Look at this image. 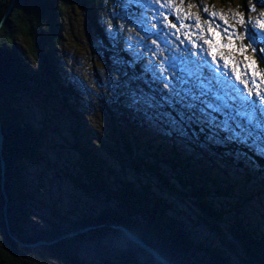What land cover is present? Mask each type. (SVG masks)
<instances>
[{"label": "trees", "instance_id": "obj_1", "mask_svg": "<svg viewBox=\"0 0 264 264\" xmlns=\"http://www.w3.org/2000/svg\"><path fill=\"white\" fill-rule=\"evenodd\" d=\"M120 2L139 10L132 0H0V264H89L84 254L100 264H162L116 225L170 264H264V90L236 95L220 76L231 137L222 146L165 136L131 101L152 34L126 55V36L105 30L104 14L114 24ZM76 10L79 38L105 63L116 52L118 74L67 69L62 50ZM261 41L254 54L264 76ZM50 153L96 204L66 207L32 184L29 165L54 167ZM39 207L47 210L35 223Z\"/></svg>", "mask_w": 264, "mask_h": 264}, {"label": "rangeland", "instance_id": "obj_2", "mask_svg": "<svg viewBox=\"0 0 264 264\" xmlns=\"http://www.w3.org/2000/svg\"><path fill=\"white\" fill-rule=\"evenodd\" d=\"M132 1L133 3L131 4L137 6L139 10L135 11L131 9L129 3L120 2L122 4L116 5L117 8H113L111 10L113 17L115 18L114 24H111V18H108L107 15L104 14V19L110 23V27H105V30L109 31V33L114 37L116 35H120V37H123L124 35L126 36L125 38H121L123 39V50L129 46L132 49H137L138 47L142 48V44L145 43L148 36L152 34L149 42L151 43L153 40L158 42L160 49H156V46L152 43L151 44L155 47V51H164L165 55L168 57L167 64L170 69L173 63L179 61L180 55L184 51L190 50V45L185 42L184 47H178L175 42V36L172 35L175 30L170 27H166L168 22L171 21V23H175L177 28H179L181 23L192 26L187 29H180V33L181 36H183L185 31L190 32L192 38L196 39L198 44H202L203 39H212V37L208 35L207 30L209 27H215L218 24L220 27L217 31L220 33L222 44H226V34L223 32L226 25L224 21L221 20V16H223L224 20H227L228 25L234 26L237 32L243 31L245 36L243 40H235L234 46L237 49L236 51H230L223 47L218 50L217 62L220 65V76H224V79H227L229 86L236 88V95H244L247 97L248 92L250 91L257 93L258 91H256V89L264 90L263 71L259 70L256 61L257 59L254 54L255 51H253V49H255V45H260L262 42L261 39H264V31H262L259 28L258 23H256L258 20L264 21V17L259 16V12L264 11V0H251V4L249 3V0H247L246 9L242 8L239 4L240 0H184L183 3H181L180 0H175V2L171 5H167L166 0H160V3H156L155 0ZM253 6H255L256 10L249 11V9ZM176 9H180V12L177 13ZM241 11L244 12L243 19L245 23L243 25L236 23L235 17V14ZM161 13H163L164 16H161ZM213 13L216 15L213 16ZM197 15H199L201 19L202 31H198L194 28ZM185 16L188 18L185 19ZM164 17H167L168 20H165ZM249 17L252 18L251 22L249 21ZM70 19L72 35L74 33L76 36L78 35V37L75 36L72 39V35H68L66 37L67 40L66 44L63 46L62 58L64 59V63L66 62L67 69L77 76H85L83 73H89L90 75L93 73L99 76H102L105 72L118 74L117 70L120 69V64L117 53L112 51L108 52L111 55L108 56L109 60L106 57V60L109 62L105 63L103 55H101L97 49L94 51L87 49L86 41H84L82 37H80L81 40L79 38V36H81L79 25H77L78 21L80 22L79 11L76 10V13H71ZM205 20L210 21V23L204 24L203 21ZM153 23L157 24L156 29L152 28ZM163 28L165 30H163ZM249 28L252 29L251 33L248 30ZM229 30L231 31V28H229ZM249 44L252 45L251 48L245 47V51L243 53L239 51L240 47H244ZM203 47L207 49V46ZM114 49L116 50L117 48ZM173 49H176V51H173ZM150 55L151 53H146V64ZM221 55L228 58L229 64L227 67L224 66L223 60L219 58ZM245 55L256 61L252 69H248L246 67L247 62L244 59ZM200 59L207 60L208 64L212 66L210 58L206 55L200 57ZM236 71L240 72L242 80H244L248 85L247 88L244 84L235 79ZM253 71L257 73L255 77L251 74ZM225 72L228 73L227 76L224 75ZM88 83L93 85L95 82L90 77ZM129 88H132V86L129 85ZM124 91L128 92L125 87ZM232 91L234 92L233 88ZM36 111L39 112L38 107ZM146 132L149 131L146 130ZM53 154L50 153L55 163V166L52 168H47L44 165H39L38 167L29 165L32 184H40L44 194L60 198L66 207H68L71 203H85L88 206L96 204L93 203L88 196L77 190L69 182V180L61 176V172L58 170V167L63 165V161L61 162L59 160H55ZM46 210L47 207H39L36 209L38 214L34 216L35 223H37L36 220H38V222L41 221V217H43L42 215L46 213ZM39 224L45 225L41 222ZM84 255L87 259V263L100 264V262L96 261L92 256H88L86 254Z\"/></svg>", "mask_w": 264, "mask_h": 264}, {"label": "snow or ice", "instance_id": "obj_3", "mask_svg": "<svg viewBox=\"0 0 264 264\" xmlns=\"http://www.w3.org/2000/svg\"><path fill=\"white\" fill-rule=\"evenodd\" d=\"M155 2L160 3V0H155ZM174 2L175 0H166L167 5ZM180 2L183 3L184 0H180ZM249 3L251 4V0ZM255 10V6L249 9V11ZM176 12L179 13L180 9H176ZM212 15L215 16L216 14L213 13ZM161 16L164 14L161 13ZM259 16L264 17V11L259 12ZM235 17L236 23L240 25L245 23L243 11L237 12ZM164 18L168 20L167 17ZM187 18L185 16V19ZM251 19L249 17L250 22ZM221 20L226 25L223 29L226 34V44H222L220 33L217 31L220 27L218 24L215 27H209L207 30L212 39H203L202 44H198L188 31H185L181 36L180 29H187L192 26L181 23L177 28L175 23L169 21L166 27L175 30L172 35L175 36L178 47H183L187 42L190 45V50L184 51L182 53L183 59L172 64L171 71L167 64L168 57L164 51L154 50L147 62V67L139 69L131 77V80L136 82V87L131 92L132 104L136 106L137 112L142 114L143 120L147 124L158 129L169 138L175 137L180 141H188L189 143L192 141L202 142L212 147L222 146L224 140L231 139L225 135L228 126L227 120L223 117L228 105L224 98L228 93L225 90L227 84L220 78L217 53L221 47L236 51L235 40H243L245 34L243 31L237 32L234 26L228 25L223 16H221ZM203 23L209 24L210 21L205 20ZM256 23L264 31V21L258 20ZM152 28L156 29L157 24L153 23ZM194 28L202 31L199 15L196 17ZM151 43L156 46V49H160L157 41L153 40ZM203 46H207V49ZM245 47L251 48L252 45L240 47L239 51L243 53ZM124 52L126 55L130 53L131 47L125 48ZM261 52L264 53V49H261ZM205 55L210 58L211 65L215 67L210 66L207 60L200 59ZM219 58L227 67L228 58L222 55ZM244 59L247 62L246 67L252 69L256 61L247 55L244 56ZM123 62L129 68L135 64L130 56ZM251 74L253 77L257 75L255 71ZM224 75L227 76L228 73L225 72ZM235 79L244 84L246 88L248 87L247 83L242 80L240 72H235ZM248 94L249 96L252 95L251 92ZM260 102L264 103V96H261ZM33 219L35 220V217ZM0 245H2V237H0Z\"/></svg>", "mask_w": 264, "mask_h": 264}, {"label": "water", "instance_id": "obj_4", "mask_svg": "<svg viewBox=\"0 0 264 264\" xmlns=\"http://www.w3.org/2000/svg\"><path fill=\"white\" fill-rule=\"evenodd\" d=\"M13 0H11L12 2ZM12 5V3H10V6ZM8 13V10L7 12L5 13L4 16H6V14ZM2 21H0V25L2 24ZM1 135H0V143H1ZM2 166H3V161L1 159V156H0V167H1V170H2ZM3 210L5 211V205L3 207ZM7 221V220H6ZM115 228L121 230L125 235L126 237L128 238L129 241H131L132 243L138 245L140 248L146 250L155 260L161 262L162 264H170L166 259H164L155 249H153L152 247H150L149 245H147L146 243H144L140 238H138L137 236H135L132 232H130L128 229H126L125 227H122V226H114ZM89 227H85V228H82V229H79L77 231H75L74 233H70V234H64L61 237H66V236H70V235H73V234H76V233H81V232H84L86 230H88ZM59 239V238H58ZM41 241H36L32 244H28L27 246H36L38 244H40Z\"/></svg>", "mask_w": 264, "mask_h": 264}]
</instances>
